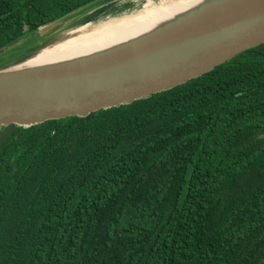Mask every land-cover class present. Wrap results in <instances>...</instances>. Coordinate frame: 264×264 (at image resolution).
I'll use <instances>...</instances> for the list:
<instances>
[{
    "label": "trees",
    "instance_id": "trees-1",
    "mask_svg": "<svg viewBox=\"0 0 264 264\" xmlns=\"http://www.w3.org/2000/svg\"><path fill=\"white\" fill-rule=\"evenodd\" d=\"M99 0H0V51ZM264 43L169 90L0 129V264H262Z\"/></svg>",
    "mask_w": 264,
    "mask_h": 264
},
{
    "label": "water",
    "instance_id": "water-1",
    "mask_svg": "<svg viewBox=\"0 0 264 264\" xmlns=\"http://www.w3.org/2000/svg\"><path fill=\"white\" fill-rule=\"evenodd\" d=\"M262 43L264 0H220L128 44L77 61L28 70H6L28 57L11 65L3 61L0 129L84 117L146 99Z\"/></svg>",
    "mask_w": 264,
    "mask_h": 264
},
{
    "label": "bare ground",
    "instance_id": "bare-ground-1",
    "mask_svg": "<svg viewBox=\"0 0 264 264\" xmlns=\"http://www.w3.org/2000/svg\"><path fill=\"white\" fill-rule=\"evenodd\" d=\"M218 1L220 0H163L157 5L146 1L134 15L82 28L76 34L55 41L6 70H28L69 63L103 53L172 25L199 8ZM0 65H3V61H0Z\"/></svg>",
    "mask_w": 264,
    "mask_h": 264
},
{
    "label": "rangeland",
    "instance_id": "rangeland-1",
    "mask_svg": "<svg viewBox=\"0 0 264 264\" xmlns=\"http://www.w3.org/2000/svg\"><path fill=\"white\" fill-rule=\"evenodd\" d=\"M146 1L157 5L163 0H99L55 23L38 28L33 36L2 49L0 61L11 65L22 56L23 59L32 56L38 49L48 46L52 41L69 34H76L82 28L87 29L100 22L134 15ZM22 58L20 61L23 60Z\"/></svg>",
    "mask_w": 264,
    "mask_h": 264
}]
</instances>
